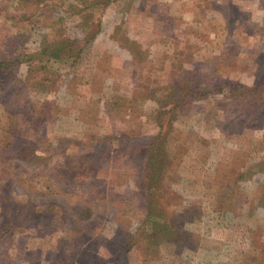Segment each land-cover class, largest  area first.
I'll use <instances>...</instances> for the list:
<instances>
[{"label":"rangeland","instance_id":"1","mask_svg":"<svg viewBox=\"0 0 264 264\" xmlns=\"http://www.w3.org/2000/svg\"><path fill=\"white\" fill-rule=\"evenodd\" d=\"M102 10L0 0V264H79L83 250L82 264H155L143 262L149 242L109 256L136 229L141 152L158 132L154 157L172 160L153 178L177 236L161 238L162 261L264 264L262 179L235 181L264 157V114L241 113L233 99L219 109L220 93L179 102L186 80L227 91L264 77V0H111ZM99 11L86 44L83 21ZM56 38L75 40L72 67L41 53ZM128 39L144 56L125 50ZM83 156L92 163L80 173Z\"/></svg>","mask_w":264,"mask_h":264},{"label":"trees","instance_id":"2","mask_svg":"<svg viewBox=\"0 0 264 264\" xmlns=\"http://www.w3.org/2000/svg\"><path fill=\"white\" fill-rule=\"evenodd\" d=\"M111 0H89V2L91 3V5L93 6V8H97L102 6V9L104 10L105 7L107 6V4L110 2ZM102 10V11H103ZM99 11L96 13V15H94V17H90V19L88 18L87 21H83V28L82 31L85 33L84 37H82L81 39H84L87 44L88 41H93L95 36L98 35V33L100 32L99 30V25H100V15L101 12ZM99 14V15H98ZM98 15V17H97ZM96 18V23L94 25H92V23L94 22ZM85 22V23H84ZM80 39V41H81ZM75 40L72 39V43ZM130 41V42H129ZM131 42H134V40L132 39H128V41H123L124 44V48L125 50L129 51L131 50V52H135V54L137 52H139V50H141L140 53V57L144 56V46L140 43H137L136 45H133ZM72 43H70V41L68 40H60L59 38L56 39H50L48 42H43V44L41 45V53L42 54H47L49 56H51L52 58H54L56 61H59L62 64H66V65H71L73 62L70 61L68 62V60H72L74 58H72L70 55H68L67 53H65L67 51V47L70 45H73ZM150 57V56H149ZM133 58V57H132ZM148 58V57H147ZM145 58V59H147ZM151 58V57H150ZM136 60V64H141V59L139 58H133ZM144 59V60H145ZM149 61H146V64H148ZM4 63L1 61L0 62V68H2L1 66ZM72 67V65L70 66ZM165 82V81H164ZM187 82V86L185 87V91L181 93V98L179 100L182 101L185 98L186 99H190V96H194V97H198V98H204L210 94H215V93H220L223 94V98L219 101L218 106L219 109L222 107V103L224 101L229 103L232 102L231 100L233 99V103H230L231 107H235L234 109H239L241 113H255L261 111L264 114V77L255 85H247L245 83H239L237 85H235L234 87L229 86L227 87V91H224V88L226 85H222L219 84L217 85V83L214 84H209L207 81L202 83L201 87H193L190 85V83L188 82V80H186ZM184 88V87H183ZM229 99H227V98ZM2 100H1V104L7 108V106L9 105V102L7 99H9V97H6L5 94H3V96H1ZM226 98V99H224ZM228 100V101H226ZM164 111V110H163ZM162 109H159L158 111L155 110L154 112H152V114L150 115L153 116L154 114H160L163 112ZM154 113V114H153ZM154 124V123H153ZM152 124V125H153ZM154 126L156 128L160 129V125H155ZM161 136L162 134H160L159 132L152 135L149 139V141L146 143V145L143 147L141 154H143L142 162L145 161L147 168L144 169L143 168V172L145 175V181H143L142 183H144V185H142L139 190H140V195H141V200L139 201V211L137 210V218H136V229L131 231L130 229H128L126 232V235L124 237V240L120 241V245L116 248L113 249L115 246L112 245V255L109 256V259L111 260V258H116V255H126L127 251L133 246H135L137 248V246L139 245L140 248H138L139 251H143L145 249H147V246H144L142 248L143 244H146L147 242H149V247L153 246V257H149L151 260H145L143 262L146 263H155V264H165L160 255H159V250H160V245L162 244V237L165 238L163 239V241H170V239H173L174 237L177 238V236L172 232V230L167 227L166 225V219L165 217L162 216L163 213V208L161 207L162 201H159L158 198L160 197L159 194H157V185L155 182V179L153 178L155 175V168L158 167H162L164 165H168L170 164L171 160H172V156L171 154H167L165 156V158H161L159 160L155 159L154 157V153L155 150L157 151V144L158 141L161 140ZM105 138L110 139L109 135H104ZM114 137L116 138V134H114ZM130 149L132 150L133 147H130ZM106 155L109 154L108 152L105 153ZM107 157V156H106ZM109 159V158H107ZM80 163L82 168H81V172L83 173L85 172V166H87L89 163H92V159L91 157L88 156H83L80 159ZM257 162L259 163H254V164H245L244 167H242V170L240 172L239 177H237V179L235 181L241 180L243 181L244 179H250L252 180L253 178H261V184L260 186H262V190H264V157L259 159ZM144 165V162H143ZM84 168V169H83ZM142 181V180H141ZM141 183V182H140ZM155 188H154V186ZM262 193V192H261ZM172 194H174L175 196H177L176 193L172 192ZM257 200L259 199V206L262 204V200H263V194L262 196H256ZM159 201L158 205H156V200ZM261 200V202H260ZM17 217V213L15 215H13V218ZM15 220V219H13ZM12 221H9V225L11 226L10 223ZM157 223L159 224V226H161V228L158 229L157 233L159 234L158 237V241L153 242V239L151 238V235L148 233V230H152V229H156L155 225H157ZM51 224H55V222L51 219V222L49 223ZM168 231V234L166 233ZM170 232V233H169ZM144 234V236H143ZM1 235V233H0ZM153 242V243H151ZM156 247H159V249H155ZM119 251V253H118ZM137 251V249H136ZM83 252L81 254V258L86 257L87 255V250H83L81 251ZM118 253V254H116ZM81 258L76 259L77 262L79 264H82ZM140 258V257H139ZM74 260V259H73ZM75 260V261H76ZM86 261V260H85ZM106 262H108L106 260Z\"/></svg>","mask_w":264,"mask_h":264}]
</instances>
